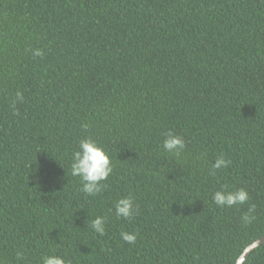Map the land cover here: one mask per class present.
Instances as JSON below:
<instances>
[{
  "label": "trees",
  "instance_id": "1",
  "mask_svg": "<svg viewBox=\"0 0 264 264\" xmlns=\"http://www.w3.org/2000/svg\"><path fill=\"white\" fill-rule=\"evenodd\" d=\"M37 47L43 58L26 51ZM168 130L186 140L180 157L161 146ZM85 134L114 166L87 198L69 169ZM220 154L231 165L209 176ZM223 184L248 190L256 221L241 224L247 204L212 202ZM129 193L139 212L117 219L109 210ZM97 215L108 216L103 236L89 226ZM261 236L264 0H0L4 264L52 252L73 264H235ZM244 264H264V243Z\"/></svg>",
  "mask_w": 264,
  "mask_h": 264
},
{
  "label": "clouds",
  "instance_id": "2",
  "mask_svg": "<svg viewBox=\"0 0 264 264\" xmlns=\"http://www.w3.org/2000/svg\"><path fill=\"white\" fill-rule=\"evenodd\" d=\"M34 58H43L45 52L41 48L27 49ZM24 93L22 90H16L14 95L9 98V108L12 115H19L18 104L24 103ZM81 128L87 131L89 124L82 123ZM162 148L166 153L175 157H180L186 148V140L178 133L168 130L163 133ZM231 160L226 158L224 154L216 157L211 163L208 175L216 177L217 172L228 168ZM113 163L109 151L104 145L93 138V136L85 134L77 141V146L73 149L70 160V175L79 180V191L87 197H95L103 192L107 187L105 183L109 176L113 173ZM251 197L245 187L230 188L227 184H223L212 193V202L221 209L233 208L247 204V209L240 215V222L243 226H248L257 220V205L250 203ZM117 219L131 220L139 212V205L135 197L129 193L117 198L112 209L109 210ZM108 223L107 215H97L90 221V228L97 234L103 236ZM136 231L120 232V238L128 243L135 244L137 242ZM26 252L23 249L16 251V259L24 260ZM0 264H4L0 260ZM40 264H73L71 259L61 254L52 252L44 254L40 257Z\"/></svg>",
  "mask_w": 264,
  "mask_h": 264
},
{
  "label": "water",
  "instance_id": "3",
  "mask_svg": "<svg viewBox=\"0 0 264 264\" xmlns=\"http://www.w3.org/2000/svg\"><path fill=\"white\" fill-rule=\"evenodd\" d=\"M264 243V236H261L260 238L252 241L249 243L242 253L238 256V258L235 261V264H244L245 259L248 257V255L254 250L256 247Z\"/></svg>",
  "mask_w": 264,
  "mask_h": 264
}]
</instances>
